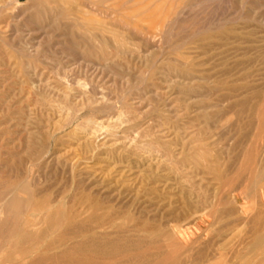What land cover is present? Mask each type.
<instances>
[{
  "label": "rangeland",
  "instance_id": "rangeland-1",
  "mask_svg": "<svg viewBox=\"0 0 264 264\" xmlns=\"http://www.w3.org/2000/svg\"><path fill=\"white\" fill-rule=\"evenodd\" d=\"M163 3L162 10H172L160 16L154 8ZM17 5L20 15L0 24V264H62L51 258L48 244L75 212L80 214L74 217L83 213L91 220L93 201L101 203L96 214L109 224L188 229L182 241L190 243L191 255L211 257L222 249L232 256L243 249L241 241L242 246L252 241L254 216L264 208L259 191L247 187L264 164V146L260 150L258 140L259 150L252 151L247 136L261 132L264 145V126L258 125L264 114L253 95L264 92V0H19ZM186 70L193 79L176 77ZM214 87L223 90L213 94ZM200 145L210 151L205 165L198 164ZM213 149L219 157L214 164ZM211 165L219 175L206 174ZM8 196L17 202L10 204ZM16 208L22 214L16 215ZM77 218L76 224L87 219ZM257 227L264 230V216Z\"/></svg>",
  "mask_w": 264,
  "mask_h": 264
},
{
  "label": "bare ground",
  "instance_id": "bare-ground-1",
  "mask_svg": "<svg viewBox=\"0 0 264 264\" xmlns=\"http://www.w3.org/2000/svg\"><path fill=\"white\" fill-rule=\"evenodd\" d=\"M40 1H42V0H40ZM223 1V0H222ZM229 1V0H228ZM103 2H105V1H103ZM102 2V3H103ZM208 2V1H207ZM19 3V0H0V24H2V22H3V19H6V18H10V19H12V18H17V16H19L18 15V13L19 12H17V10L19 11V7H18V4ZM44 4V3H43ZM61 4V3H60ZM51 5V4H50ZM81 5V4H80ZM99 5V4H98ZM187 5V4H186ZM218 5V4H217ZM241 5V4H240ZM48 6V5H47ZM124 6H125V3H124ZM166 6V4L164 5V3L163 4H161V5H158L157 7H155L154 9L157 11L158 9H159V12H160V16H163L165 13H169L170 12V10H172V8H170L169 10H167V11H164V10H162V8H164ZM170 6V5H169ZM243 6V5H242ZM63 7V6H62ZM38 8V7H37ZM56 8H58V6H56ZM23 9V8H22ZM36 9V8H35ZM39 9V8H38ZM53 9V8H52ZM59 9V8H58ZM165 9H166V7H165ZM183 9H184V7H183ZM196 9V8H195ZM200 9V8H199ZM261 9V8H260ZM34 10V9H33ZM180 10H182V9H180ZM180 10H179V12H180ZM200 10H203V9H200ZM21 11V10H20ZM23 11V10H22ZM55 12H56V10H54ZM178 11V10H177ZM187 11V10H186ZM207 11V10H206ZM37 12V11H36ZM39 12V11H38ZM182 12H183V10H182ZM196 12V11H195ZM198 12V11H197ZM205 12V11H204ZM34 13V12H33ZM42 13V12H41ZM200 13V12H199ZM89 14V13H88ZM201 14V13H200ZM227 14V13H226ZM60 15V14H59ZM59 15L57 16V17H59ZM51 16V15H50ZM61 16V15H60ZM39 17V16H38ZM64 17V16H63ZM241 17V16H240ZM61 18H62V16H61ZM258 18V17H257ZM9 19V20H10ZM43 19V18H42ZM65 19H67L66 17H65ZM261 19V18H260ZM8 20V19H7ZM253 20V19H252ZM72 21H74V20H72ZM212 22V21H211ZM233 22V21H232ZM236 22V21H235ZM246 22V21H245ZM52 23V22H51ZM63 23L64 22H62V25H60V26H64L63 25ZM106 24V23H105ZM112 24H114V22L112 23ZM3 25V24H2ZM23 25V24H22ZM53 25V24H52ZM254 25V24H253ZM1 26V25H0ZM5 26H6V24H5ZM54 26V25H53ZM169 26V25H168ZM50 27V26H49ZM113 27V26H112ZM206 27V26H205ZM53 28V27H52ZM61 28H63V27H61ZM84 28V27H83ZM105 28V27H104ZM239 28V27H238ZM244 28V27H243ZM3 29V28H2ZM35 29V28H34ZM47 29V28H46ZM58 29V28H57ZM68 29V28H67ZM100 29V28H99ZM125 29V28H124ZM149 29V28H148ZM235 29V28H234ZM256 29V28H255ZM142 30V29H141ZM166 30V29H165ZM241 30V29H240ZM61 31L63 32L64 30H62L61 29ZM259 31V30H258ZM12 32V31H11ZM14 32V31H13ZM18 32V31H17ZM142 32V31H141ZM168 32V31H167ZM251 32V31H250ZM85 33V32H84ZM254 33V32H253ZM19 34V33H18ZM131 34H133V33H131ZM134 35V34H133ZM201 35V34H200ZM12 37V36H11ZM149 37V36H148ZM184 37V36H183ZM7 38H9V37H7ZM14 38V37H13ZM128 38V37H127ZM146 38V37H145ZM151 38V37H150ZM158 38V37H157ZM147 39V38H146ZM155 39V38H154ZM153 39V40H154ZM227 39V38H226ZM85 40V39H84ZM129 40H130V38H129ZM244 40V39H243ZM56 41V40H55ZM138 41V40H137ZM149 41V40H148ZM159 41H160V39H159ZM237 41H239V40H237ZM242 41V40H241ZM75 42V41H74ZM168 42V41H167ZM76 43V42H75ZM93 43V42H92ZM84 44H86V43H84ZM91 44V43H90ZM97 44H98V41H97ZM138 44V43H137ZM173 44V43H172ZM4 45V44H3ZM42 45V44H41ZM80 45H81V43H80ZM101 45V44H100ZM83 46V45H82ZM87 46H88V44H87ZM6 47V46H5ZM56 47V46H55ZM117 47V46H116ZM125 47V46H124ZM141 47V46H140ZM151 47V46H150ZM159 47V46H158ZM207 47V46H206ZM47 48V47H46ZM88 48V47H87ZM103 48V47H102ZM152 48V47H151ZM155 48V47H154ZM59 49H61V48H59ZM75 49V48H74ZM86 49V48H85ZM125 49V48H124ZM142 49V48H141ZM156 49V48H155ZM217 49V48H216ZM234 49V48H233ZM58 50V49H57ZM97 50V49H96ZM105 50V49H104ZM103 50V51H104ZM136 50V49H135ZM148 50V49H147ZM146 50V51H147ZM152 50V49H151ZM150 50V51H151ZM157 50H158V48H157ZM251 50V49H250ZM140 51V50H139ZM142 51V50H141ZM143 51H145V50H143ZM142 51V52H143ZM155 51V50H154ZM249 51V50H248ZM91 52H93V51H91ZM95 52V51H94ZM127 52V51H126ZM134 52V51H133ZM138 51L136 50V53H137ZM156 52H158V51H156ZM201 52V51H200ZM108 53V52H107ZM139 53V52H138ZM146 53V52H145ZM174 53V52H173ZM205 53V52H204ZM256 53H257V51H256ZM75 54V53H74ZM143 54H144V52H143ZM146 54H148V52L146 53ZM146 54H144V55H146ZM159 54V53H158ZM217 54V53H216ZM95 55V54H94ZM99 55V54H98ZM117 55V54H116ZM123 55V54H122ZM142 54H140V56H141ZM153 55V54H152ZM152 55H150V57L152 58L153 56ZM202 55V54H201ZM103 56V55H102ZM149 56V55H148ZM219 56V55H218ZM231 56V55H230ZM83 57V56H82ZM99 57V56H98ZM97 57V58H98ZM118 57V56H117ZM122 57V56H121ZM125 57V56H124ZM138 57H139V55H138ZM142 57V56H141ZM147 57V56H146ZM150 57H148V59L150 60ZM101 58V57H100ZM157 58V57H156ZM159 58V57H158ZM109 59V58H108ZM154 59V58H153ZM231 59V58H230ZM100 60V59H99ZM141 60V59H140ZM154 60H156V59H154ZM158 60V59H157ZM174 60V59H173ZM210 60H211V58H210ZM210 60H207V62L208 61H210ZM226 60V59H225ZM28 61V60H27ZM49 61V60H48ZM80 61V60H79ZM86 61H88V60H86ZM115 61V60H114ZM151 61V60H150ZM171 61V60H170ZM217 61V60H216ZM37 62V61H36ZM89 62V61H88ZM92 62V61H91ZM101 62V61H100ZM100 62H99V64H100ZM115 62H117V61H115ZM123 62V61H122ZM136 62V61H135ZM135 62L134 63H132L133 65L135 64ZM141 62V61H140ZM211 62V61H210ZM90 63V62H89ZM110 63V62H109ZM109 63H107V64H109ZM112 63V62H111ZM120 63V62H119ZM181 63V62H180ZM225 63V62H224ZM82 65H83V63H81ZM87 64V63H86ZM86 64H84L85 66H86ZM123 64V63H122ZM141 64H143V63H141ZM145 64H148V63H146V59H145ZM151 64V63H150ZM149 64V65H150ZM78 65V64H77ZM106 65V64H105ZM115 65V64H114ZM113 65V66H114ZM176 65V64H175ZM203 65V64H202ZM93 66H94V64H93ZM92 66V67H93ZM100 66V65H99ZM109 66H110V64H109ZM108 66V67H109ZM143 66V65H142ZM146 66V65H145ZM218 66V65H217ZM220 66V65H219ZM222 66V65H221ZM255 66V65H254ZM31 67V66H30ZM82 67V66H81ZM92 67H89V68H92ZM107 67V68H108ZM128 67H129V64H128ZM156 67V66H155ZM32 68V67H31ZM83 68V67H82ZM95 68H96V65H95ZM123 68V67H122ZM137 68V67H136ZM153 68H154V66H153ZM157 68V67H156ZM236 68V67H235ZM35 69H37V68H35ZM59 69H60V67H59ZM62 69V68H61ZM71 69V68H70ZM73 69V68H72ZM109 69H110V67H109ZM127 69V68H126ZM130 69V68H129ZM129 69H127V70H129ZM134 69H135V67H134ZM173 69V68H172ZM29 70V69H28ZM63 70V69H62ZM65 70V69H64ZM68 70V69H67ZM114 70V69H113ZM176 70V69H175ZM200 70V69H199ZM263 70V69H262ZM32 71V70H31ZM34 71V70H33ZM40 71V70H39ZM125 71V70H124ZM147 71V70H146ZM155 71V70H154ZM173 71V70H172ZM180 71V70H179ZM178 71V72H179ZM201 71V70H200ZM257 71V70H256ZM260 71V70H259ZM28 72H30V71H28ZM70 72V71H69ZM110 72H112V71H110ZM128 72V71H127ZM130 72V71H129ZM132 72H134V71H132ZM241 72V71H240ZM170 73V72H169ZM172 73V72H171ZM174 73V72H173ZM195 73H197V72H195ZM48 74V73H47ZM71 74H74V73H71ZM114 74V73H113ZM130 74V73H129ZM145 74V73H144ZM161 74H164V73H161ZM237 74H238V72H237ZM30 75V74H29ZM61 75V74H60ZM59 75V76H60ZM67 75H69V74H67ZM75 75V74H74ZM154 76H155V74H153ZM174 75V74H173ZM210 75V74H209ZM223 75H225V73H223ZM247 75V74H246ZM264 75V74H263ZM262 75V76H263ZM35 76H36V74H35ZM137 76V75H136ZM149 76H150V74H149ZM251 76V75H250ZM250 76H247L248 78L250 77ZM48 77V76H47ZM176 77H179L180 79H182V78H184V77H186L187 79L188 78H192L193 79V77L191 76V73H189V71L188 70H186V71H184V72H180L179 73V75L178 76H176ZM261 76H259V78L258 79H262V78H260ZM33 78H34V76H33ZM63 77H61L60 79H62ZM68 78H69V76H68ZM208 78V77H207ZM217 78V77H216ZM264 78V77H263ZM35 79V78H34ZM123 79V78H122ZM137 79V78H136ZM140 79H141V76H140ZM147 79V78H146ZM153 79V78H152ZM242 79V78H241ZM246 79V78H245ZM74 80H76V79H74ZM92 80H93V78H92ZM215 80V79H214ZM248 80V79H247ZM63 81H65V80H63ZM69 81V80H68ZM77 81V80H76ZM79 81V83L78 84H80V80H78ZM96 81V80H95ZM130 81V80H129ZM129 81H127V82H129ZM147 81V80H146ZM149 81V80H148ZM172 81V80H171ZM175 81V80H174ZM210 81H211V79H210ZM39 82V81H38ZM41 82H43V81H41ZM49 82V81H48ZM59 82V81H58ZM93 82V81H92ZM126 82V83H127ZM131 82V81H130ZM215 82V81H214ZM213 82V83H214ZM222 81H220V83H221ZM229 82V81H228ZM76 83V82H75ZM113 83H114V81H113ZM150 83V82H149ZM153 83V82H152ZM217 83H218V81H217ZM53 84H55L56 85V82L54 83L53 82ZM59 84V83H58ZM74 84V83H73ZM81 84H82V82H81ZM85 84V83H84ZM128 84V83H127ZM126 84V85H127ZM155 84V83H154ZM223 84V83H222ZM258 84V83H257ZM48 85H50V84H48ZM86 86V85H85ZM84 86V87H85ZM89 86H90V84H89ZM128 86V85H127ZM140 86V85H139ZM181 86V85H180ZM179 86V87H180ZM46 87V86H45ZM124 87H126V86H124ZM123 87V88H124ZM188 87V86H187ZM207 87V86H206ZM247 88V87H249V86H244V88ZM261 87V86H260ZM48 88V87H47ZM61 88V87H60ZM59 88V89H60ZM66 88V87H65ZM122 88V89H123ZM130 88V87H129ZM186 88V87H185ZM204 88V87H203ZM233 88V87H232ZM237 88V87H236ZM241 88V87H240ZM244 88H242V89H244ZM251 88V87H250ZM258 87H254V89H257ZM50 89V88H49ZM80 89V88H79ZM102 89V88H101ZM131 89V88H130ZM205 89V88H204ZM231 88H229V90H230ZM253 89V88H252ZM56 90H57V88H56ZM116 90H120V89H116ZM143 90V89H142ZM221 90H223L222 88H221ZM221 90L220 89H218L217 87H214L213 88V90H212V92H213V94H218L219 93V91L221 92ZM251 90V89H250ZM93 91V90H92ZM114 91V90H113ZM244 92H246L247 93V91H249V89L247 90V89H244L243 90ZM260 91H262V88H261V90H259V92ZM50 93H52V92H54V91H52L51 92V90L49 91ZM63 92H65V91H63ZM83 92H85V91H83ZM93 92H95V91H93ZM120 92H122V91H120ZM150 92V91H149ZM187 92H189L188 90H187ZM209 92H211V91H209ZM209 92H207V93H209ZM241 92V91H240ZM257 92V91H256ZM58 93V92H57ZM60 93V92H59ZM80 93V92H79ZM87 93H88V91H87ZM89 93H90V91H89ZM115 93V92H114ZM154 93V92H153ZM229 93V92H228ZM252 93V92H251ZM255 93V92H254ZM253 93V95L255 96V99H259V101L261 102V103H259L258 102V105H257V109H258V111H261V113H263L264 114V92L262 93V92H260V93H255L254 94ZM103 94V93H102ZM106 94V93H105ZM116 94V93H115ZM120 94V93H119ZM174 94V93H173ZM205 94V93H204ZM203 94V95H204ZM212 94V93H211ZM227 94V93H226ZM241 94V93H240ZM68 95V94H67ZM67 95L65 94V96L67 97ZM71 95V93L69 92V95H68V97ZM112 95V94H111ZM121 95V94H120ZM196 95V94H195ZM91 96V95H90ZM95 96V95H94ZM93 96V97H94ZM140 96V95H139ZM206 96V95H205ZM228 96V95H227ZM237 96V95H236ZM61 97V96H60ZM111 97V96H110ZM194 97V96H193ZM196 97V96H195ZM251 97V96H250ZM62 98H64V96L62 97ZM88 98V97H87ZM245 98V97H244ZM84 99V98H83ZM91 99V98H90ZM246 99V98H245ZM78 100V99H77ZM252 100V99H251ZM109 101V100H108ZM179 101V100H178ZM182 101H183V99H182ZM223 101V100H222ZM84 102V101H83ZM115 102V101H114ZM92 103V102H91ZM90 103V104H91ZM244 103V105H245V110H247L248 108L247 107H249L250 106V103L247 105V107H246V104H245V101L243 102ZM150 104H152L151 102H150ZM186 104V103H185ZM92 105V104H91ZM160 106V105H159ZM243 107V106H242ZM253 108V107H252ZM8 109V108H7ZM124 109V108H123ZM242 109V108H241ZM177 110V109H176ZM243 111H245L244 109H242ZM249 110V109H248ZM2 111V110H1ZM105 111V110H104ZM108 111V110H107ZM256 111V110H255ZM255 111H254V114H255ZM77 112V111H76ZM109 112V111H108ZM180 112V111H179ZM178 112V113H179ZM247 112V111H246ZM123 113V112H122ZM154 113V112H153ZM182 113V112H181ZM216 113V112H215ZM244 113V112H243ZM242 113V114H243ZM180 114V113H179ZM253 114V113H252ZM256 114H258V113H256ZM107 115V114H106ZM176 115V114H175ZM213 115H215V114H213ZM218 115V114H217ZM244 115V114H243ZM248 115H249V113H248ZM46 116V115H45ZM246 116H247V113H246ZM258 116V115H257ZM259 116H261V115H259ZM243 117V116H242ZM262 117H264L263 115H262ZM82 118V117H81ZM118 118V117H117ZM175 118V117H174ZM217 118V117H216ZM244 118V117H243ZM246 118V117H245ZM248 118V117H247ZM251 118V117H250ZM260 118V117H259ZM124 119V118H123ZM117 120V119H116ZM210 120V119H209ZM212 120V119H211ZM253 120V119H252ZM252 120L251 121H249L248 123H250V122H252ZM256 120V119H255ZM258 120H260V124L258 123V125H261V127L262 126H264V124H263V122H264V120H262V119H258ZM86 121V120H85ZM95 121V120H94ZM192 121V120H191ZM243 121V120H242ZM245 121V120H244ZM129 122V121H128ZM133 122V121H132ZM36 123V122H35ZM93 123V122H92ZM248 123H246V124H248ZM5 124V123H4ZM96 124V123H95ZM166 124V123H165ZM251 124V123H250ZM256 124V123H255ZM19 125V124H18ZM28 125V124H27ZM257 125V126H258ZM65 126V125H64ZM249 126V125H248ZM110 127V126H109ZM185 127V126H184ZM260 127V126H259ZM245 128H247V127H245ZM255 128V127H254ZM89 129V128H88ZM110 129V128H109ZM263 129H264V127H263ZM184 130V132H186L185 131V129H183ZM202 130V129H201ZM204 130V129H203ZM206 130H208V129H206ZM205 130V131H206ZM257 130V129H256ZM16 131V130H15ZM31 131H33V130H31ZM95 131V130H94ZM152 131V130H151ZM205 131H202V132H205ZM202 132H199V137L200 136H202ZM255 132V131H254ZM262 132H264V130L262 131ZM37 133V132H36ZM82 133V132H81ZM161 133V132H160ZM194 133V132H193ZM209 133V132H208ZM247 133H248V131H247ZM251 133V132H250ZM93 134H95V133H93ZM191 134H192V132H191ZM205 134V133H204ZM261 132L260 133H254V135L253 136H249L248 134H247V136H248V144L252 147V151H253V149H254V151L256 152L257 151V147L258 146H256L257 144H256V141H260L259 143L261 144V145H259L260 146V150H262V147L264 146V145H262V143H261ZM183 135H185V133L183 134ZM263 135V134H262ZM27 136V135H26ZM189 136V135H188ZM97 137V136H96ZM30 138V137H29ZM141 138H142V135H141ZM157 139V138H156ZM204 139V138H203ZM185 140H186V138H185ZM196 140H198L199 141V138L197 139L196 138ZM184 141V140H183ZM89 142V141H88ZM162 142V141H161ZM196 142V141H195ZM200 142H203V141H200ZM205 142V141H204ZM136 143H137V141H136ZM36 144V143H35ZM196 144V143H195ZM256 144V145H255ZM166 145V144H165ZM192 145V144H191ZM152 146V145H151ZM168 145H166V147H167ZM172 147H173V145H171ZM196 146V145H195ZM207 146V145H206ZM206 146L205 145H200V146H198L196 149H198L197 150V152L196 153H198L199 152V157H200V161H199V163L198 164H201V163H203L204 161H206V158H205V156L207 155V154H210V151H206ZM29 147V146H28ZM93 147V146H92ZM163 147V146H162ZM169 147V146H168ZM171 147V148H172ZM110 148V147H109ZM187 149H189V148H187ZM248 149V148H247ZM169 150H170V148H169ZM214 151H215V149H213ZM259 150V149H258ZM43 151V150H42ZM159 151H162V150H159ZM165 152V151H164ZM164 152H162L163 153V156H164ZM167 152V151H166ZM172 152V150H170V153ZM173 153V152H172ZM161 154V153H160ZM185 154H187V153H185ZM212 155V154H211ZM247 155V154H246ZM259 155V154H258ZM263 155H264V153H263ZM162 156V157H163ZM165 156H168V155H165ZM172 156H174L173 154H172ZM179 156V155H178ZM207 157V156H206ZM214 158H215V161L214 162H212L213 164L214 163H218V161H219V157L217 156V151H215V156H213ZM244 157V156H243ZM260 157H262V156H260ZM259 157V158H260ZM173 158V157H172ZM247 159V158H246ZM262 159V158H261ZM155 160V159H154ZM174 160V159H173ZM214 160V159H213ZM255 160H256V158H255ZM19 161V160H18ZM169 161V160H168ZM212 161V160H211ZM11 162V161H10ZM22 162V161H21ZM262 162V161H261ZM176 163H180V162H176ZM206 163V162H205ZM28 164V163H27ZM197 164V165H198ZM252 164V163H251ZM19 165V164H18ZM17 165V166H18ZM203 165H205L204 163H203ZM244 165V164H243ZM242 165V166H243ZM16 165H15V168H16V170L18 169V171L19 172H21V174L23 173L22 172V168L23 167H20L21 168V170H19V166L17 167ZM183 166V165H182ZM212 166V167H211ZM208 169H209V172H207L206 174H208V173H210V174H216V175H219V173H220V171L216 168L217 166L216 165H211ZM242 166H240V167H242ZM187 167V166H186ZM202 167V166H201ZM260 167V166H259ZM259 167H258V169H259ZM183 168V167H182ZM188 168V167H187ZM245 168V167H244ZM243 170V169H242ZM239 171V170H238ZM244 171V170H243ZM245 171H246V168H245ZM258 171V170H257ZM167 172V171H166ZM240 172V171H239ZM241 174L243 173V172H240ZM257 173V172H256ZM19 174V173H18ZM17 175V174H16ZM22 175H24V173L22 174ZM22 175H20V176H22ZM167 175V174H166ZM170 175V174H169ZM15 176V175H14ZM25 176V175H24ZM23 176V177H24ZM233 176V175H232ZM17 177V176H16ZM27 176H25V178H26ZM19 178V177H18ZM20 179V178H19ZM153 180V179H152ZM176 180V179H175ZM172 181V180H171ZM179 181V180H178ZM17 182V181H16ZM180 182V181H179ZM17 183H19V182H17ZM33 183V182H32ZM35 183V182H34ZM230 183H231V180H230ZM19 184H21V183H19ZM18 184V185H19ZM24 184V183H23ZM30 184V183H29ZM15 186H17V184H15L14 185V187ZM20 186H23V185H20ZM20 186H18V187H20ZM28 186H30V185H28ZM32 186V185H31ZM252 186V188H251V191L253 190V193H254V191L256 192V191H259V193L261 194V196H262V199L264 198V164H263V166L261 167V169L259 170V172L253 177V178H251V181H250V186H247L248 188L249 187H251ZM10 187V186H9ZM18 187H16L17 189H19ZM25 187H27V186H24V188ZM182 187V186H181ZM11 188H12V186H11ZM11 188H10V190H11ZM21 188V187H20ZM34 188V187H33ZM183 188V187H182ZM4 189V188H3ZM3 189H2V191H3ZM7 189H9V188H7ZM258 189V190H257ZM1 190V189H0ZM20 190V189H19ZM25 190V189H24ZM196 190V189H195ZM35 191V190H34ZM249 191V190H248ZM3 192H5V190L3 191ZM11 192V191H10ZM18 192V191H17ZM19 192H22V191H19ZM28 192H29V190H28ZM247 192V191H246ZM5 193H7V192H5ZM15 194H16V191L14 192ZM14 193H12V195L14 194ZM11 194V193H10ZM9 194V195H10ZM18 194V193H17ZM16 194V195H17ZM35 194V193H34ZM251 194V193H250ZM250 194H248V195H250ZM32 195V194H31ZM189 195V194H188ZM221 195V194H220ZM253 195H256V194H253ZM18 196V195H17ZM26 196V195H25ZM30 196V195H29ZM199 196H201L200 195V193H199ZM257 196V195H256ZM15 197V196H14ZM18 198V197H17ZM24 198V197H23ZM50 198V197H49ZM203 198V197H202ZM3 199V198H2ZM14 199L15 198H13V199H11V200H9V196H8V200H9V203L11 202H17V200H15L14 201ZM46 199H48V197H46ZM20 200L23 202V199H21L20 198ZM35 200V199H34ZM39 200V199H38ZM42 200H44V199H42ZM86 200H88V199H86ZM86 200H85V202H86ZM240 200H241V198L239 197V196H236L235 197V201H237V202H240ZM37 201V200H36ZM52 201V200H51ZM4 202H6V201H4ZM56 202H59V201H56ZM61 202V201H60ZM10 203V204H11ZM51 203V202H50ZM53 203H55V202H53ZM52 203V204H53ZM84 203V202H83ZM5 204V203H4ZM3 204V205H4ZM24 204H26V203H24ZM30 204V203H29ZM32 204V203H31ZM30 204V205H31ZM44 204H46V203H44ZM91 204V206H90V210H92L93 209V215H90V217H91V220L90 219H88L89 218V216H88V220H90L89 222H86V221H88L86 218V221H83V220H85L84 218H83V213L81 214L82 215V218L81 217H79V218H81V220L79 219V218H77V217H74V216H77V215H75V213H74V216H73V211H72V216H73V218H77V220L76 221H83V222H78L79 224H76L71 218H69L68 220H67V223L64 225V227H61V226H59L60 228H62V230H61V232H60V235H59V238L57 239V240H55V241H52L50 244H48V248L50 249V251H53L52 253H51V258L53 257V258H55V259H57V260H62L63 261V263L62 264H264V230H262V231H260L259 229H258V227H257V224H259V222L262 220V218H263V216H264V208H263V210H258V212H257V214L254 216V225H253V227H254V229H255V233H254V235L256 234V236L253 238V240L252 241H250V242H248V243H246L244 246H242V241H241V247H243V249L241 250V251H238V253L237 254H235V255H232V256H229V254L228 255H226V253L225 254H223L225 251H223V253H222V249L220 250L219 249V251H221V253L219 252H216V253H218V254H214V255H210L211 257H203V256H201V254L199 255V256H195V255H191V254H189L188 252H189V250H190V243H188V242H184L183 243V241H182V238L183 237H185V235H188V229H185L184 227H182V226H179V225H176L175 227L172 225L171 227H169L168 229H166V230H164V231H161V230H156V228L155 229H153V228H150V226L149 227H147L146 225H139V224H134V225H131L130 223V225L128 224V223H126V222H124V224L122 223H120V225L119 224H117V222H115V223H112V224H109L108 222H105V220H103V218L102 217H98V214H96L101 208H102V205H101V203H99V202H95V201H93L92 203H90ZM89 204V205H90ZM231 204V203H230ZM9 205V204H8ZM28 205V204H27ZM34 205V204H33ZM48 205H49V202H48ZM51 205V204H50ZM64 205V204H63ZM62 205V206H63ZM243 205V207H244V204H242ZM18 206H20V204L18 205ZM18 206H16V207H18ZM22 206V205H21ZM35 206V205H34ZM53 206V205H52ZM65 206V205H64ZM0 207H1V205H0ZM5 207L7 208V207H9V206H6L5 205ZM22 207H24V206H22ZM31 207V206H30ZM37 207H38V205H37ZM210 207V206H209ZM2 208H3V206H2ZM11 208H12V205H11ZM21 208V207H20ZM19 208V209H20ZM27 208H29V206H27ZM26 208V209H27ZM35 208V207H34ZM55 208V207H54ZM53 208V209H54ZM65 208H66V206H65ZM92 208V209H91ZM217 208V207H216ZM218 208H219V206H218ZM13 209V208H12ZM12 209H5V210H10L11 212H12ZM17 209V211H18V208H16ZM30 209V208H29ZM50 209V208H49ZM48 209V210H49ZM67 209V208H66ZM262 209V208H261ZM4 210V209H3ZM25 210V209H24ZM28 210V209H27ZM46 210V209H45ZM47 210V211H48ZM69 210V209H68ZM15 211V210H14ZM35 211V210H34ZM50 211V210H49ZM1 212V211H0ZM19 213H16V215L17 214H20L21 212L20 211H18ZM26 212V211H25ZM29 212V211H28ZM39 212V211H38ZM46 212V211H45ZM55 212V211H54ZM23 213H24V211H23ZM32 213H35V212H32ZM43 213V212H42ZM41 213V214H42ZM64 213V212H63ZM22 214V213H21ZM25 214V213H24ZM39 214V213H38ZM49 214V213H48ZM76 214H80V213H76ZM5 215V214H4ZM3 215V216H4ZM8 215H10V214H8ZM15 215V214H14ZM15 215V216H16ZM35 215V214H34ZM65 215V214H64ZM126 215V214H125ZM128 215V214H127ZM127 215L125 216V218L127 217ZM11 216H13V215H11ZM44 216H47V215H44ZM58 216H60V214L58 215ZM57 216V217H58ZM71 216V215H70ZM71 216V217H72ZM9 217V216H8ZM14 217V216H13ZM32 217H34V216H32ZM64 217V216H63ZM69 217V216H68ZM122 217H123V215L122 216H120V220L119 221H122L123 219H125L124 217H123V219H122ZM3 218V217H2ZM11 218V217H10ZM17 218V217H16ZM19 218V217H18ZM25 218V217H24ZM45 218V217H44ZM60 218V217H59ZM129 218V216L126 218V219H128ZM211 218V217H210ZM22 219V218H21ZM27 219V218H26ZM46 219V218H45ZM112 219L114 220V219H116V217H112ZM111 219V222H113V220ZM129 219H131V218H129ZM128 219V220H129ZM11 220H15V218H11ZM20 220V219H19ZM117 220V219H116ZM115 220V221H116ZM23 221V220H22ZM106 221H108V220H106ZM118 221V222H119ZM125 221V220H124ZM131 221V220H130ZM24 222V221H23ZM22 222V223H23ZM85 222V223H84ZM123 222V221H122ZM25 224H26V222H24ZM126 223V224H125ZM14 224V223H13ZM12 224V225H13ZM17 225V224H16ZM19 225V224H18ZM57 225H58V223H57ZM14 227V226H13ZM21 227H22V225H21ZM20 227V228H21ZM53 227H54V225H53ZM25 228V227H24ZM23 228V229H24ZM55 228H57V226L55 227ZM1 229H2V227H1ZM14 229V228H13ZM35 229V228H34ZM10 230V229H9ZM56 230V229H55ZM58 230V229H57ZM45 231V230H44ZM4 232H5V230H4ZM7 232V231H6ZM32 232V231H31ZM47 232V231H46ZM12 233V232H11ZM25 233V232H24ZM28 233H29V231H28ZM27 234V233H26ZM38 234V233H37ZM48 234H50V233H48ZM52 234V233H51ZM11 236H12V234H10ZM45 235V234H44ZM47 235V234H46ZM53 235H55V234H53ZM52 235V236H53ZM9 236V235H8ZM19 236H20V234H19ZM18 236V237H19ZM39 237V236H38ZM42 237H44V236H41V238ZM13 238V237H12ZM16 238V237H15ZM21 238V237H20ZM25 238H26V236H25ZM40 238V239H41ZM8 239V238H7ZM38 239V238H37ZM241 239V238H240ZM9 240H10V236H9ZM14 240V239H13ZM43 240H44V238H43ZM20 242V241H19ZM32 242V241H31ZM34 242V241H33ZM238 242V241H237ZM11 243H14V241L13 242H11ZM197 243V242H196ZM245 243V242H244ZM1 244V243H0ZM10 244V243H9ZM216 244H217V242H216ZM6 245H7V243H6ZM18 245V244H17ZM22 245V244H21ZM43 245H45V244H43ZM42 245V246H43ZM1 246V245H0ZM8 246V245H7ZM193 246V245H192ZM199 246V245H198ZM234 246H235V248H238V247H236V246H239V245H237V244H234ZM182 247H183V250H182ZM6 248V247H5ZM204 248H205V246H204ZM216 248V247H215ZM215 248H214V250H215ZM240 248V247H239ZM209 249V248H208ZM3 250H5V249H3ZM7 250V249H6ZM40 251L42 250V249H39ZM224 250V249H223ZM229 250H230V248H229ZM2 251V250H1ZM18 251H19V249H18ZM31 251V250H30ZM191 251H192V249H191ZM232 251V250H231ZM34 252V251H33ZM46 252V251H45ZM230 252V251H229ZM233 252V251H232ZM50 253V252H49ZM234 253V252H233ZM42 254H44V253H42ZM46 254H47V252H46ZM45 254V255H46ZM203 254V253H202ZM231 254V253H230ZM40 255H41V253H40ZM204 255V254H203ZM44 256V255H43ZM41 257V256H40ZM41 259V258H40ZM58 262V261H57ZM44 263V262H43ZM47 263H48V261H47ZM46 263V264H47ZM57 264V263H56ZM58 264H61V263H58Z\"/></svg>",
  "mask_w": 264,
  "mask_h": 264
}]
</instances>
